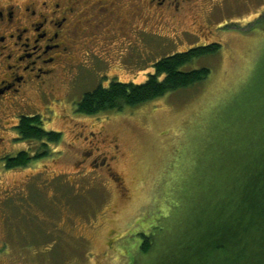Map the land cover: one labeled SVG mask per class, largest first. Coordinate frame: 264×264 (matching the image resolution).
<instances>
[{
    "label": "rangeland",
    "instance_id": "374dc122",
    "mask_svg": "<svg viewBox=\"0 0 264 264\" xmlns=\"http://www.w3.org/2000/svg\"><path fill=\"white\" fill-rule=\"evenodd\" d=\"M114 1L96 10L82 0L79 8L89 43L78 47L77 62L87 48L107 61L63 72L54 93L33 92L26 108H13L42 114V127L62 139L48 143V156L0 171V264H201L194 256L207 227L202 216L226 211L222 200L233 182L226 173L236 170L229 158L235 162L239 148L254 157L264 142V0H193L165 14L154 29L160 36L143 37L133 26L158 25L156 17L146 25L152 13L142 20L127 0L114 11ZM215 42L218 53L189 66L211 68L204 82L139 107L78 112L100 84L143 83L165 56ZM9 146L32 156L45 150L33 140ZM101 153L112 156L111 170L100 166ZM258 247L252 237L248 249Z\"/></svg>",
    "mask_w": 264,
    "mask_h": 264
},
{
    "label": "flooded vegetation",
    "instance_id": "af4514ba",
    "mask_svg": "<svg viewBox=\"0 0 264 264\" xmlns=\"http://www.w3.org/2000/svg\"><path fill=\"white\" fill-rule=\"evenodd\" d=\"M118 1L120 0L112 2V5H116L114 11L121 8ZM127 1L129 11L139 19L143 20L144 11L152 13L146 17V25L150 23V19L154 20L153 15L156 17L158 25L149 28L140 24L133 26V31L143 37L160 36L161 33L154 29L165 22V14L172 11L179 14L193 0ZM81 2L82 0H0V171L20 168L11 167L9 163L23 150L16 152L17 149L14 151L9 145L23 141L19 130L22 118L34 116L20 112L28 106L30 94L38 92L50 95L56 90V82L61 73L82 72L86 68L92 70L95 69L96 59L107 61L102 54L93 53L91 48H87L86 60L77 62L78 47L89 43L87 30L83 27L84 13L79 8L89 5V8L100 10L104 0H85V7ZM112 5L104 6V10ZM79 72L76 73L77 76ZM21 104L25 106L14 113L13 108ZM13 115L14 120L10 121ZM36 115L42 116L38 113ZM93 136L96 141L92 144L99 148V136L94 132ZM101 155L103 159L100 166L104 164L111 170L112 156L107 153ZM114 178L122 184L121 177L115 175Z\"/></svg>",
    "mask_w": 264,
    "mask_h": 264
},
{
    "label": "trees",
    "instance_id": "16d2710c",
    "mask_svg": "<svg viewBox=\"0 0 264 264\" xmlns=\"http://www.w3.org/2000/svg\"><path fill=\"white\" fill-rule=\"evenodd\" d=\"M221 46L215 42L165 56L155 64L154 73L143 83L111 81L107 86L100 84L85 94L78 112L94 115L104 111H121L128 106L139 107L171 92L196 86L207 80L212 70L208 66L193 69L189 67L190 64L199 57L218 53ZM42 125V116L22 118L19 130L23 140L39 141L45 150L44 154L36 153L33 156L23 150L9 163L11 167H26L33 159L48 156V143L61 141L62 133L46 131ZM259 147L254 157L248 150L241 152L239 148L234 153L236 161L231 163L229 158L230 167L236 170L226 173L233 181L227 184L225 189L229 192L222 200L226 211L219 212L218 207L214 209V215L219 216V220L217 216L212 218V210L202 216L208 221L201 234L203 245L194 256L195 262L209 263L212 254L213 264L216 258H219L218 264H250L251 260L252 264H264V142L261 144L259 141ZM257 170L258 174H255ZM254 176L256 179H253ZM236 203L235 210L233 205ZM252 237H255L259 247L249 250ZM151 245L152 242L145 236L141 245L143 251L149 253ZM183 256L188 259L191 255L184 251Z\"/></svg>",
    "mask_w": 264,
    "mask_h": 264
}]
</instances>
